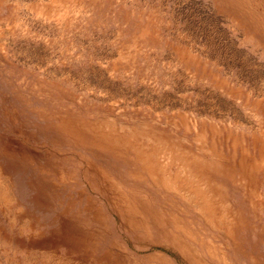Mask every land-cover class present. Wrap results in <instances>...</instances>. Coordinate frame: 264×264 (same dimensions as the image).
Here are the masks:
<instances>
[{
    "label": "rangeland",
    "instance_id": "374dc122",
    "mask_svg": "<svg viewBox=\"0 0 264 264\" xmlns=\"http://www.w3.org/2000/svg\"><path fill=\"white\" fill-rule=\"evenodd\" d=\"M0 179V264H264V0H0Z\"/></svg>",
    "mask_w": 264,
    "mask_h": 264
},
{
    "label": "bare ground",
    "instance_id": "6f19581e",
    "mask_svg": "<svg viewBox=\"0 0 264 264\" xmlns=\"http://www.w3.org/2000/svg\"><path fill=\"white\" fill-rule=\"evenodd\" d=\"M114 143V142H113ZM111 145V144H110ZM181 149V148H180ZM170 151V150H169ZM167 155V154H166ZM177 155V154H176ZM185 156V155H184ZM164 158V157H163ZM155 160H156V158H155ZM175 161V160H174ZM176 162V161H175ZM184 162V161H183ZM177 163H179V162H177ZM183 164V163H182ZM178 165V164H177ZM187 166V165H186ZM174 167V166H173ZM176 168H177V166H176ZM175 168V169H176ZM184 169V168H183ZM186 169V168H185ZM168 170V169H167ZM166 170V171H167ZM189 170V169H188ZM176 171V170H175ZM175 173V172H174ZM188 175V174H187ZM173 177V176H172ZM192 177V176H191ZM181 179V178H180ZM1 180V179H0ZM1 183V182H0ZM4 185V184H3ZM185 185V184H184ZM5 186V185H4ZM1 187V186H0ZM5 190V189H4ZM193 190V189H192ZM6 192V191H5ZM1 193H2V191H1ZM3 193H4V191H3ZM7 193V192H6ZM191 193V192H190ZM210 194V193H209ZM9 195V194H8ZM193 197V196H192ZM8 198V197H7ZM213 198V197H212ZM219 203V202H218ZM216 212V211H215ZM70 259V258H69ZM53 260V259H52ZM64 262V261H63ZM50 264V263H49Z\"/></svg>",
    "mask_w": 264,
    "mask_h": 264
}]
</instances>
